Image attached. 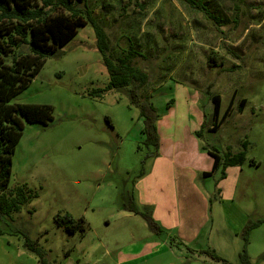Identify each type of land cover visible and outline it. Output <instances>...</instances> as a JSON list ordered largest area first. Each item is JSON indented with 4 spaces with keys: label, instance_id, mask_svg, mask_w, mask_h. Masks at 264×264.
<instances>
[{
    "label": "rangeland",
    "instance_id": "obj_1",
    "mask_svg": "<svg viewBox=\"0 0 264 264\" xmlns=\"http://www.w3.org/2000/svg\"><path fill=\"white\" fill-rule=\"evenodd\" d=\"M203 2L214 19L182 0L73 5L83 16V10H92L111 53L121 54L132 44L145 55L134 56L132 64L148 75L139 93L158 115L157 151L175 165L172 175L185 178L186 188L203 191L209 201V220L202 227L199 222L196 238L169 240L177 254L170 264H224L202 262L208 260L206 250L238 264L243 246L252 264H264V0ZM94 32L89 21L79 26L10 99L49 104L53 116L46 125L22 120L8 187L26 184L37 196L20 211L0 216V264H168L167 255L131 258L151 250L153 233L144 217L120 206L129 193L138 203L133 186L139 172L150 168L148 153L154 149L143 141L144 118L125 88H108ZM27 48L23 44L14 54ZM210 54L216 64L207 63ZM234 89L232 110L215 131L208 130L215 120L211 94L220 95V118ZM241 98L246 102L239 112ZM243 141L242 164L221 165L226 153L243 150ZM209 151L218 153L221 163L204 176L211 171ZM191 195L175 197L179 216L190 209L201 218V199ZM63 215L82 218L85 231L71 233L58 225L55 218ZM248 221L253 224L244 236ZM195 253L201 259L186 262Z\"/></svg>",
    "mask_w": 264,
    "mask_h": 264
},
{
    "label": "trees",
    "instance_id": "obj_2",
    "mask_svg": "<svg viewBox=\"0 0 264 264\" xmlns=\"http://www.w3.org/2000/svg\"><path fill=\"white\" fill-rule=\"evenodd\" d=\"M80 1L83 0H0V216L11 211H20L24 205L37 196L36 192L28 188L26 184L8 187L12 154L23 130L22 120L35 121L41 125H46L53 116L52 106L49 104L11 103L10 99L33 78L41 65H43L44 57L55 52L56 48L62 46L78 32L79 26L86 24L88 21L95 30L96 45L102 54L106 66L105 69L109 75L108 88H125L124 91L130 99L129 102L137 106L140 115L144 118L142 132L145 136L143 141L146 145H152L154 149V151L148 153V156L153 158L157 156L158 134L154 123L158 115L155 113L154 107L148 98L139 93V89L146 84L148 75L138 66L132 64L134 56L146 57L139 52L138 46H133L132 44H129L127 49L121 54L114 55L111 53L109 51L111 47L107 32L104 26H101L92 16V10L86 8L83 10L86 15L83 16L80 11L82 9L73 5L75 2ZM182 1L191 6V8L203 12L208 19L212 20L215 18L204 4V0ZM47 7H60L66 9V11L51 14L45 10ZM23 44L28 46V52L14 54V49L22 47ZM9 55H12V58L8 61L7 57ZM215 62L216 55L210 54L207 56L209 65L216 64ZM235 94L236 90L234 89L229 103L220 118H217L221 101L220 95L217 93L211 94L215 120L208 127V130L215 131L220 122L225 120L232 110ZM245 102L246 98H241L239 104H237L236 107L239 112L243 109ZM246 144V141L242 142L243 150L239 153H226L222 163L218 153L209 151L212 156L211 171H203V175H209L210 172L218 167L219 163L224 167L242 164ZM249 162L254 163V160L250 159ZM143 173V171L139 172L138 177L142 176ZM125 199L120 206L122 210L132 211L144 217L152 233L160 235L165 232L164 228L152 217L149 206L138 205L131 193L127 194ZM55 221L68 232L85 231L82 218L73 220L71 216L63 215L56 217ZM250 223L251 221H248L242 230L244 236L247 235L248 228L253 224ZM167 237V243L169 240L172 241V238H178L168 235ZM179 242L185 245L182 241ZM29 248L36 253L38 252L36 248ZM185 248L194 253L192 249ZM204 253L207 255L205 257L208 260L201 259V256L197 253L189 257L195 258V260L201 259L202 262L228 263L214 252L206 250ZM248 257L243 246L239 253L238 264H252Z\"/></svg>",
    "mask_w": 264,
    "mask_h": 264
},
{
    "label": "crops",
    "instance_id": "obj_3",
    "mask_svg": "<svg viewBox=\"0 0 264 264\" xmlns=\"http://www.w3.org/2000/svg\"><path fill=\"white\" fill-rule=\"evenodd\" d=\"M174 166L175 165H173L170 160L164 158L161 153H157V156L153 158L150 168L144 171L143 175L136 180L133 186L137 195V204L141 206H149L151 208L152 217L165 230V232H162L160 236L153 233L151 237H149L153 239L150 244L151 250L148 252L142 251L138 253L136 256L131 257L133 260L136 258H143L150 254L152 259V255L158 254L157 258H165L164 256L167 255L168 257L166 258L168 260V264H170L173 256H176L177 254H173L171 248L168 247L169 244L167 243V235L170 236V234H175L178 239H184L185 241L191 238H196L199 235V225L202 227L209 220L207 219L209 201L206 194L201 190H189L190 188H186L188 184L185 178L172 175ZM161 169L163 170V174L160 172ZM170 185H172L173 188H169ZM192 192L196 194H192ZM181 193H183V196L186 198H188L191 194V197L196 199L199 196V199H201L202 202L201 213L203 217L200 218L198 215L191 212V210L188 209V203L183 204V206L186 205V209H188L187 212L179 216L178 208H176L175 205V197H181ZM179 207L183 209L180 204ZM181 209H179L180 213H182ZM189 227L194 229L192 233L187 230ZM225 260L231 263L227 259ZM189 261L198 262L199 260L192 259L187 260L186 262Z\"/></svg>",
    "mask_w": 264,
    "mask_h": 264
}]
</instances>
